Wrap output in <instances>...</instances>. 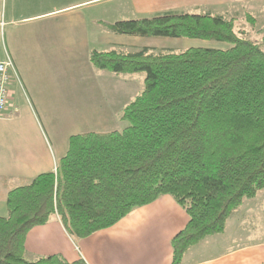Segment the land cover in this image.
<instances>
[{
  "label": "trees",
  "instance_id": "obj_1",
  "mask_svg": "<svg viewBox=\"0 0 264 264\" xmlns=\"http://www.w3.org/2000/svg\"><path fill=\"white\" fill-rule=\"evenodd\" d=\"M105 27L116 35L230 47L92 51L98 70L144 73V89L122 109L126 127L71 136L56 172L9 191L0 264H86L59 255L27 260L28 232L57 216L71 237L85 239L164 195L188 215L171 242L172 264H179L189 247L221 234L243 200L264 191V31L252 41L235 31L234 18L176 12Z\"/></svg>",
  "mask_w": 264,
  "mask_h": 264
},
{
  "label": "crops",
  "instance_id": "obj_2",
  "mask_svg": "<svg viewBox=\"0 0 264 264\" xmlns=\"http://www.w3.org/2000/svg\"><path fill=\"white\" fill-rule=\"evenodd\" d=\"M0 3L3 52L11 58L19 76V81L13 79L9 84L8 107L0 115L1 217L7 215L9 191L30 183L39 174L56 171L71 136L111 124L122 98L123 76L94 68L90 54L124 51L121 47L123 43L129 44L130 39L151 38L116 35L106 24L166 12L210 13L224 18L228 14H245L244 18L252 16L255 22L256 14L264 16V0H0ZM21 85L28 94L27 101H20ZM80 98L86 101H78L73 111L80 114L75 115L69 108L74 109V100ZM53 101L61 105L60 110L67 111L69 124L62 130L53 128L45 111ZM81 104L84 105L76 109ZM81 124L87 125V132L74 127ZM187 222L186 211L168 195L133 209L115 225L85 239L71 237L55 216L28 232L25 256L29 261L59 255L69 262L82 259L86 264H172L171 242ZM179 264H264V191L243 200L228 218L225 230L189 247Z\"/></svg>",
  "mask_w": 264,
  "mask_h": 264
},
{
  "label": "rangeland",
  "instance_id": "obj_3",
  "mask_svg": "<svg viewBox=\"0 0 264 264\" xmlns=\"http://www.w3.org/2000/svg\"><path fill=\"white\" fill-rule=\"evenodd\" d=\"M231 15V16H228ZM226 17L227 19L233 17L235 18V31L238 33H241L243 37L250 39L252 41L260 42L262 39V32L264 31V16L263 14H256V22L254 24L249 23L245 20V14H228ZM0 37V59H3V46L1 42ZM196 42V43H195ZM129 44L123 43V46L121 47L122 50L126 52H134L141 49L143 46H150L151 50L154 53L159 52H167V53H181L187 50L191 47H201V48H215V49H226L230 47V45L222 42H211V41H193V40H187V39H168V38H160V37H154L147 41L142 39H130L128 41ZM95 48V46H92ZM98 49V48H97ZM108 49V48H105ZM107 72V71H106ZM144 73H137L133 75H126L122 77L123 80V87H122V98L119 105L115 108V116H113L111 124H107L104 126H97L90 128V132L94 131L96 133H105L110 132L114 130H122L124 127L128 125L127 122L122 121L120 119V115L122 112L123 107L131 102L136 95L141 93L144 89ZM18 90H20V101H27L29 99L28 94L25 92V88L21 85L18 87ZM15 95H12V100H15ZM76 102V106L74 105V109L69 108V111L75 110V107H77V103L83 102L85 103L86 98H80V100H74ZM90 101H93V98H90ZM60 103V102H58ZM84 104H81L76 109H79ZM71 107L72 104L70 105ZM61 107L60 104H57V102H54L51 104V106L46 107L47 109L45 111L48 112V120L52 124L53 128H58V130H62L65 125L69 124L68 116L66 115V112L64 108L61 110L59 109ZM24 109L19 110L21 115L23 114ZM75 112V115L80 114L79 111H73ZM23 116V115H22ZM75 128L80 127L79 129L81 131L87 132L88 128L87 125L81 124V125H74Z\"/></svg>",
  "mask_w": 264,
  "mask_h": 264
},
{
  "label": "built area",
  "instance_id": "obj_4",
  "mask_svg": "<svg viewBox=\"0 0 264 264\" xmlns=\"http://www.w3.org/2000/svg\"><path fill=\"white\" fill-rule=\"evenodd\" d=\"M4 27L3 5L0 3V37L2 38ZM3 59L0 60V115H2L8 107L9 102V84L15 79L19 81V76L15 65L7 52H3ZM56 172V171H55Z\"/></svg>",
  "mask_w": 264,
  "mask_h": 264
}]
</instances>
